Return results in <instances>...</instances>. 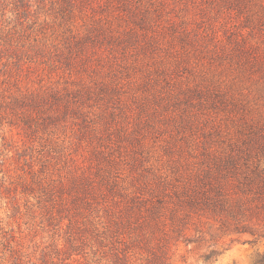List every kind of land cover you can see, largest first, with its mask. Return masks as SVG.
Returning <instances> with one entry per match:
<instances>
[{
  "label": "rangeland",
  "instance_id": "rangeland-1",
  "mask_svg": "<svg viewBox=\"0 0 264 264\" xmlns=\"http://www.w3.org/2000/svg\"><path fill=\"white\" fill-rule=\"evenodd\" d=\"M19 1L31 5L23 23L36 16L38 21L44 20L42 29L53 42H60L70 24L78 26L87 18L75 12L72 19L62 22L49 0H0V26L18 21L14 5ZM130 1L148 16L143 32L148 38L156 37V47L151 44L148 57L152 58L117 59L120 66L105 60V76L95 75L97 80H105V100L91 97L86 109L94 124L105 121L100 133L75 137L67 156L46 148L41 151L40 138L33 140L16 128L5 127V137L0 139V264L109 261L104 227L98 223L105 220V198L92 202L95 224L83 230L79 248L72 251L66 223L63 228L49 223L46 207L23 188L32 178L58 180L84 172L96 183L100 180L97 174H130L132 162L138 168L165 170L174 163L195 164L231 143L242 146L249 142L264 151V78L248 74L229 60L230 52L244 46L252 54L264 56V19L251 22L245 16L255 12L257 5H233L226 0ZM121 2L95 0V16H103L105 22L121 29ZM184 29L191 38L189 43L177 38ZM14 73L21 85L31 87H72L77 80L46 63H30V68L24 65ZM260 157L264 163V155ZM210 223L203 220L201 226L206 229ZM237 237L223 234L214 240L206 235L201 244L178 242L171 246L172 258L178 264H258L264 239L250 243L243 240L248 235ZM212 247L220 253L204 262L201 255Z\"/></svg>",
  "mask_w": 264,
  "mask_h": 264
},
{
  "label": "trees",
  "instance_id": "trees-1",
  "mask_svg": "<svg viewBox=\"0 0 264 264\" xmlns=\"http://www.w3.org/2000/svg\"><path fill=\"white\" fill-rule=\"evenodd\" d=\"M94 1L49 0L62 22L72 19L75 12L87 16L78 26L70 24L60 42L46 36L44 20L38 21L37 16L23 23L30 12L28 2L14 5L18 21L0 26V139L5 137V127L16 128L25 136L40 138L41 151L46 148L47 152L69 156L71 152L66 150L75 137L100 133L105 121L94 124L86 109V100L91 97L105 100V80H97L95 75L105 76V60L120 66L119 59H146L151 44L156 47V37L148 38L143 32L148 16L130 0H121V29L105 22L103 16H95ZM226 1L233 5L252 2L257 10L249 11L246 18L251 22L264 19V0ZM176 35L181 43L191 41L185 29ZM236 48L229 60L248 74L264 78V56L252 54L249 46ZM30 63H46L75 75L77 80L72 81V87L23 86L14 72L24 65L30 68ZM261 154L263 148L249 142L242 146L231 143L191 165L179 162L161 170L138 168L132 162L130 174H97L100 180L96 183L91 174L81 172L58 180L32 178L23 188L46 207L49 223L59 228L66 223L72 251L79 248L83 230L95 224L92 202L105 198V220L98 218L104 227L105 252L110 254L105 264H178L171 253V246L178 242L201 244L206 235L218 240L223 234H234L238 239L248 235L243 240L250 243L264 239ZM203 220L211 222L206 229L201 226ZM219 253L212 247L201 258L209 262ZM257 262L264 264V253Z\"/></svg>",
  "mask_w": 264,
  "mask_h": 264
}]
</instances>
